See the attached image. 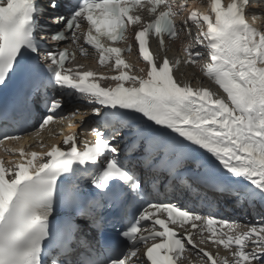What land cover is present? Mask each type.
I'll return each instance as SVG.
<instances>
[{"label":"snow or ice","instance_id":"6c2138e0","mask_svg":"<svg viewBox=\"0 0 264 264\" xmlns=\"http://www.w3.org/2000/svg\"><path fill=\"white\" fill-rule=\"evenodd\" d=\"M255 2L231 0L224 6L223 0H207L209 10L202 13L197 0H70L67 14L51 18L63 27L47 38L56 44L49 50L40 35L41 0H0V89L21 79L8 102L0 99V147L19 144L4 148L7 161L0 158V264H191L189 251L199 264H264V219L241 225L211 212L152 202L129 159L134 149L131 154L138 152L146 168L166 171L179 182L175 191L194 202L212 192L264 207V31L248 20L260 18L248 12ZM48 7L59 10L60 4L49 0ZM130 30L148 65L147 71L139 69L143 75L130 74L132 66L123 58L133 48ZM181 32L190 37L184 63L199 65L225 96L179 83L173 71L180 61L165 56L158 62L153 55V38L166 50V39L175 41ZM122 43L128 47L117 46ZM77 51L97 56L101 66L114 61L119 74L71 67ZM105 79L115 86H101ZM72 97L90 104L95 117L84 129L95 139L82 148L77 133L49 128L87 115L61 113L65 98ZM37 117L32 133L8 130ZM45 129L54 138L63 136L65 147L38 140L42 151L31 145L26 150L23 142ZM118 137L131 143L121 148ZM186 163L194 177L182 171ZM130 204L135 211L131 218L126 211L120 216L126 227L119 240L97 247L86 238L89 226L104 232L106 210ZM209 244L228 251L231 260L201 247Z\"/></svg>","mask_w":264,"mask_h":264},{"label":"bare ground","instance_id":"6f19581e","mask_svg":"<svg viewBox=\"0 0 264 264\" xmlns=\"http://www.w3.org/2000/svg\"><path fill=\"white\" fill-rule=\"evenodd\" d=\"M195 73V76L196 78H194V81H190L189 84H191V86L193 88H200V87H204V88H209L211 89L213 92L217 93V95H220V96H225L226 94L223 93V91L221 89H219V87L214 84L211 80H208L202 72H193L191 73L190 75H194ZM201 79V81L199 80ZM247 229H243V231H246ZM220 257H228L229 260H231V255L228 251L224 250V251H221V253H217ZM189 260L191 261V264H199V260L198 258L194 255L192 260L189 258ZM184 264H189V261L186 260L184 261Z\"/></svg>","mask_w":264,"mask_h":264}]
</instances>
